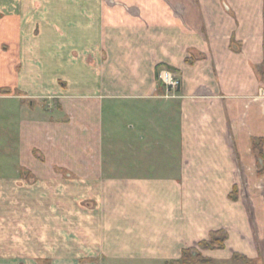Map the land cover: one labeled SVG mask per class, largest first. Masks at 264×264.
I'll use <instances>...</instances> for the list:
<instances>
[{"label": "crops", "instance_id": "1", "mask_svg": "<svg viewBox=\"0 0 264 264\" xmlns=\"http://www.w3.org/2000/svg\"><path fill=\"white\" fill-rule=\"evenodd\" d=\"M1 99L58 189L22 264L264 263V0H0Z\"/></svg>", "mask_w": 264, "mask_h": 264}, {"label": "rangeland", "instance_id": "2", "mask_svg": "<svg viewBox=\"0 0 264 264\" xmlns=\"http://www.w3.org/2000/svg\"><path fill=\"white\" fill-rule=\"evenodd\" d=\"M165 71L177 76L170 70ZM1 106L6 109L3 112L0 111V175L16 177L15 179H0V264H22V239L29 240L38 231L35 226L36 218L47 219L51 216L48 207L56 202L54 193L58 192V189L55 187L52 189L38 188L33 163L22 166L23 157L33 155L41 159L44 153L38 148L33 149L32 152H28L29 149H24L22 153V146L19 145L20 132L18 131V119L21 116L10 114L14 113L15 101L1 99L0 108ZM122 106L125 104L123 103ZM5 124L7 126H4ZM35 152H38L37 155ZM248 170L253 172L251 168ZM258 171L257 168L256 172ZM59 196V198L62 197L60 201L65 203V195ZM217 237L225 238V235L220 232ZM224 247L225 240L223 247L214 249L221 250ZM190 250L192 251H189L185 258L165 260L163 263L126 258L104 259L96 264H264L263 260L243 258L240 254L230 257H215L210 254L213 248H206L203 243ZM25 261H32L36 264L35 260L27 259ZM52 261L54 260L43 259L41 264H52Z\"/></svg>", "mask_w": 264, "mask_h": 264}, {"label": "trees", "instance_id": "3", "mask_svg": "<svg viewBox=\"0 0 264 264\" xmlns=\"http://www.w3.org/2000/svg\"><path fill=\"white\" fill-rule=\"evenodd\" d=\"M217 235H218V232L212 234V237H211L210 240L203 241L201 243L205 244V247L206 248H213V249L214 248H221V247L224 246V240H225V238H219V237L216 238ZM189 251H192V250H190V249L189 250H186V252L183 254L182 258H185ZM240 256L243 257V258H245V256H242V255H240Z\"/></svg>", "mask_w": 264, "mask_h": 264}, {"label": "built area", "instance_id": "4", "mask_svg": "<svg viewBox=\"0 0 264 264\" xmlns=\"http://www.w3.org/2000/svg\"><path fill=\"white\" fill-rule=\"evenodd\" d=\"M160 80H162V82L170 88H178L179 84H180V80L177 76H174V74H172L171 72H167V71H162L159 75Z\"/></svg>", "mask_w": 264, "mask_h": 264}]
</instances>
